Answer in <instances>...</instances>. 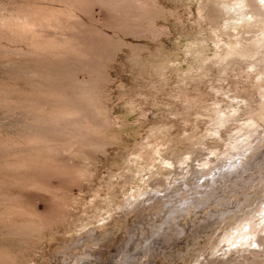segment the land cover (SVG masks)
Segmentation results:
<instances>
[{
  "label": "rangeland",
  "instance_id": "rangeland-1",
  "mask_svg": "<svg viewBox=\"0 0 264 264\" xmlns=\"http://www.w3.org/2000/svg\"><path fill=\"white\" fill-rule=\"evenodd\" d=\"M59 1L0 0V259L6 257L11 264H249L254 257L249 250L230 247L231 243L224 248L230 235L232 240L236 237L234 230H229L232 220H218L214 228L196 231L197 221L207 215L237 207L252 196L264 199V127L252 132L248 146L252 151L247 159L238 158L234 150L224 153L222 144L217 145L212 135L216 129L213 108L231 110L242 95L246 96L236 93L241 81L237 69L232 70L235 66H227L220 74L215 69L208 73L195 71L180 79V72L198 65L186 50L200 43L207 47L204 53L209 56L214 48L209 38L214 25L197 18L196 0H149L157 3L149 19L163 28L149 40L102 33L115 21L95 2L63 26L64 34L59 26H51L59 30L57 34L50 26L36 32L42 35L46 31L38 36L40 42L44 37H52L54 42L61 40V35H71V45L66 49L51 52L53 46L47 49L44 42L45 50L43 46L37 48V37L32 46L33 39L31 42L30 33L27 35L30 31L21 27L22 22L29 13H58L55 9L61 6ZM20 17L25 19L19 22ZM234 21L230 20L232 24ZM17 24L20 25L16 27ZM70 57L89 66L91 72L81 69L75 75L92 81L96 97H90L91 103L84 107L103 121L92 130L75 132L78 140L91 136L94 144L82 142L78 150L68 151L47 147L46 151L45 146L37 145L42 137L39 132L45 136L42 125L48 121L56 97L52 84L55 75L50 73L56 69H52V63ZM161 65L167 71L163 78L158 73ZM182 91L188 96L200 95V107H189L192 109L188 108V112L182 109ZM239 110L236 119L221 130L227 140L239 135V126L247 120L248 115ZM186 138L203 143L191 153L189 164L172 166L161 176L152 174L148 185L141 186L151 188L152 193L159 190L156 195L160 198L163 193L168 196L141 200L130 214H114L112 222L98 232L87 231L99 223L101 207L109 197L113 199L109 207L114 212L116 204L124 203L135 185H140L139 178L145 172L131 173L128 169V160L137 150L145 152L149 142L162 149L176 142L172 155L181 156L186 151ZM244 144L238 148L244 150ZM165 155L172 156L169 151ZM206 158L209 168H202ZM196 169L200 172H194ZM181 208L189 213L166 221L176 218L171 213ZM257 219H245L248 230L256 226ZM256 232L260 233L255 231L254 238ZM257 249L258 264H264L262 248Z\"/></svg>",
  "mask_w": 264,
  "mask_h": 264
},
{
  "label": "bare ground",
  "instance_id": "bare-ground-1",
  "mask_svg": "<svg viewBox=\"0 0 264 264\" xmlns=\"http://www.w3.org/2000/svg\"><path fill=\"white\" fill-rule=\"evenodd\" d=\"M59 2L62 3V4L61 3L59 4L61 5L59 6L60 8L57 7V9H55V11L58 10V13L55 12V14H53L54 12L53 11L51 12L49 10V12L47 13L43 11L45 13L44 14L39 11L43 15L38 16L37 15L38 13L36 14L34 12L35 11L34 9L33 11L35 13V14L33 13L34 15L31 13L28 14V16H32V15L34 16V17H31V19L28 16H26L27 19L24 18L25 22L23 23L22 21L24 20L23 17H25V15H23V17H20L19 22H22L21 27L24 29L26 28V31H30V32H27V35L30 33L29 35L31 37L28 38L27 36V38L30 39L31 42H32L31 39H33V42L31 44L32 46L33 44H36L34 40L37 41L38 39L39 40L38 42H40L41 38H38V36L40 35L41 37L43 35L44 30L41 32L42 35L39 33L40 32L39 30L45 29L49 26L50 27L57 26L56 28H58L59 26V29L62 27L63 29L62 34H64V31L66 29L64 30L63 26L65 25L66 27L67 23H70L72 19L75 18V15L77 14L79 15L81 11L85 9L87 5L93 4L95 2L100 3L106 10H108L113 15V16H110L111 17L110 20H113V22L121 21L119 24L117 23L115 24V22L114 23L112 22L114 25L112 24V27L109 26L110 28H108L105 25L107 30L101 31L104 34H107V35L109 34L111 36L120 35L121 38L125 36L127 37L130 36L132 38H143L144 40L145 39L149 40L150 38L152 39V37H154V35L157 34L158 32H163L162 27L161 28L158 27L155 23H153L152 20L149 19L150 18L149 15L151 14V12L153 11V9L156 7V4H157V3L155 4L154 1L151 2L149 0H63V1L61 0ZM195 2L197 4L196 6L197 16H198L197 18L200 20H203V22L204 20L205 21L208 20L211 24L214 25V27L211 29V32L209 33L210 34L209 38L212 40L214 44V48H213V52L209 56L208 54L206 55L204 53V49H206L207 47L203 48L204 46L200 45V43H197L196 46L193 47L192 49L189 48L191 50H186L187 52L190 53V54L188 53L190 57L192 56V58H195L198 60L197 61L198 65L195 67L192 65L193 68L188 69L187 71H183L182 69L183 72L179 73L180 79L184 80L186 77L193 75L195 71L198 73H200V71L208 73L210 70L215 69V71H217L218 74H220L222 71L226 69L227 66H232V67L235 66V68H232V70L237 69V71L235 72L239 76L240 81H241V84H239L241 86L240 88H238V90H236V93L237 92L244 93L246 96L242 95V100L235 102V105L232 106L231 110L225 111L220 108H213V111H215V114H216V120H215L216 129L214 130L210 129V130H213L212 135H215L217 138V140H215V142H217V145L222 144L224 153H228V151L234 150V151H237V153L235 154L239 156L238 158H241V156H243L242 159L243 158L247 159V157L249 156L248 154H250L252 151V149H249L248 147L250 145L249 138L252 137V132L259 131L261 128L264 127V5H261L259 0H196ZM78 19H81V18H78ZM230 20H235L234 21L235 23L232 24ZM18 25L20 24H17L16 27H18ZM24 29H23V32L20 31V33L22 32L23 35L25 33ZM52 29L54 30V27ZM56 30H54L55 33H56ZM37 31H39L38 32L39 35L36 33ZM54 31H53V34H54ZM57 31L59 32V30ZM16 32L19 33L18 31ZM44 33H46V31ZM31 34L33 35L36 34L37 36H33ZM61 36L63 37L61 40L57 41L54 39L55 40L54 42L57 41L55 45H52L54 43L52 40V37H51V40L47 38L49 41L45 40L46 39L45 37H44L45 39L42 37L44 41L41 40L39 45L38 46L35 45V46L37 48H42L43 46L42 42H44V45L47 47V49H50L51 46L54 47L56 46V44H58V46H56L57 47L56 49L53 47L51 48V52L53 49L56 51L57 49L59 51L60 48L66 49L68 44H70L68 41L71 40L70 39L71 35H69L68 37L67 35L65 36L61 35ZM36 37L37 39H35ZM74 43L76 42L74 41ZM40 44H41V47H40ZM48 53L49 52H47V54ZM58 60L59 59L54 61L55 64L57 63L55 68L53 67V65L55 66V64L52 63V69H56V71H52V69H50L52 72L49 71L51 74H53V76L55 75L52 80L53 81L52 84L54 85V87L53 86L52 87L54 90H56L55 91L56 97L53 96L55 97V99L53 100V103H52L53 109L51 110V114L49 115L48 121H45V124L42 125L45 127V129L43 130L45 131V136H43L44 135L43 133L39 132L40 133L39 135L40 136L42 135V137L38 139L40 140L39 141L40 143L39 144L37 143L38 144L37 146L38 147L45 146L46 151L48 149L47 147H49L51 150L56 147H57V150L59 149V147H62L64 151L66 150L68 151V149H72V148L78 150V145L80 143L83 142L86 145L87 144L92 145L94 144L95 141L93 140L91 136H89V139L83 138V141H81V139L78 140V137L77 135H75V132L76 131L82 132L83 130H86V129L92 130L93 128H96L99 125V123L101 124L103 120H101L102 118L101 119L95 118V116H93V114L89 110H87L89 108L84 107L86 103H91V101H88V100H92L90 99V97H93L92 91H93L94 85L92 86V81L90 79L89 80L79 79L75 75L76 70H81V69H87L88 71L91 72V70H89L90 69L89 66L87 65L88 66L87 67L86 65H83V63L81 62L79 63V61L74 60L71 57L70 59L62 58L60 62ZM168 65H165V66L168 67ZM172 65L173 67L176 66V64L175 65L172 64ZM175 69H179V68L177 67ZM165 71H166L165 67H162V65L160 67L158 66V73L161 78L164 77ZM178 71L179 70H177V72ZM219 77H221V75H219ZM233 77L231 75L230 78H233ZM235 79L237 78L235 77ZM223 80H226V79L223 78ZM227 80H231V79L227 78ZM180 93H182L180 96H181L182 106L184 107V108L182 107V109H186L187 110L186 112L190 111L193 107H198L199 105H201L200 95L199 97L198 96H188V95H185L186 93L183 94V91ZM92 105H94V103ZM189 107H192V108L190 109ZM239 109H242L241 111H244L248 115L247 120L245 122H242L243 124L239 126L238 131H241V133L239 135L235 134L236 136L233 140H231L232 138H229L227 140V138L222 137L221 130L222 129L225 130L227 127V124L230 123V121L236 119V117L240 114ZM236 127H238V125ZM158 130L159 129H157V131ZM159 131L162 132V129ZM163 134L165 133L163 132ZM160 136L159 138L157 137L159 140L162 138V137L160 138ZM165 136L164 138H166ZM182 137L184 138V136ZM172 141L174 143L173 139ZM183 142H186L187 147L185 148L186 151L184 155H181V156H175V154L172 155L175 152L174 146L176 142L173 144L174 145L173 147L165 146V148L163 147L164 149H162V147L160 146L158 147L157 145H153L149 142L148 143L149 148L147 147L145 152L144 150L142 151L141 148H140L141 150L139 151L137 150V153H134L135 155L131 159L129 158L128 160L131 165L128 169L130 170L131 173H134L135 171L139 172V170L145 172V174H143L144 177L141 174L139 178L140 180L138 179L139 180L138 183H140V185H135V190L133 194L128 197H125L124 203L122 202V203L116 204V208L114 212H112L113 210L111 211L109 207V204L112 203L113 199L112 197L108 196L109 198L105 202L106 204L101 207L100 211L102 212L103 210V212L101 214V218L99 219V223L97 224L96 222V225H93L90 228L88 227L87 231L91 233L98 232L100 228H102L103 226L105 227V225L110 224L112 222V218L114 214H116L118 217L123 214H130V212H132L133 210L132 207L136 205L138 202H140L141 200H144V201L152 200L153 196H155L159 190H155L156 193H152L153 190L151 188H141L142 185H148L147 179L152 174L161 176L166 169L172 166H175V165L176 167H180L183 165L187 166L191 160L190 159L191 153L195 151L196 148H198V146L200 147V144L201 145L203 144V143H200L201 142L200 139L194 140V139L186 138V139H183ZM154 143H155V140H154ZM157 143L158 141L156 142V144ZM242 143H245L244 145L241 146V148H244V150H241L238 148V146H240ZM143 145L145 146V144ZM163 150H167V152L169 151L172 156L167 157L165 155L167 152L163 153L164 152ZM46 153L48 154L49 152H46ZM226 157H230V155H226ZM242 159H238V160H242ZM133 165H137V166L134 167ZM208 165H210L209 159L207 161L205 160L204 162H202V168H209ZM194 172H200V169L199 170L196 169V171L194 170ZM131 178L134 179L135 177L131 176ZM182 178L184 177L182 176ZM161 181L162 180H160V183ZM178 184L180 185L181 183H178ZM136 186L138 187L136 188ZM144 196H146L145 199H143ZM166 196H168V193L166 194L163 193L161 198L166 197ZM154 198L159 200L160 197L159 195H156ZM226 211L215 214L214 216L207 215L202 220L197 221L196 231H199V229L201 230V229H206V228H211V227L214 228L215 227L214 223H216V221L218 220H223V219L232 220L231 222H229L231 224L229 230H234L235 232L234 235H236V237H234L235 240H232V235H230V237H228L230 241H228V239L224 241L226 242L224 243V248L227 245H230L231 243L230 247H232L233 245H236V247L239 248V250H242V251L244 249L246 251L249 250L250 255L252 254L254 255V257L249 262V264H258L259 263V259L257 258V253H258L257 248L258 247L262 248L261 253H262V257H264V216L261 215V213H264V199L260 198V195L256 197L252 196L250 198L243 200L242 203L238 205L237 207L231 208ZM188 213L189 212L187 210L182 209V208L179 210H175L171 214L172 215L176 214L175 215L176 218H173V219L167 218L166 221L167 222L174 221L177 218H179L180 215H184ZM254 217L258 218L256 226L248 230V227H246V224L248 223V221L247 223H245L244 221L245 219H253ZM22 224H24V222ZM27 224H28V221H27ZM245 228L247 229V231H245ZM33 230L35 231L34 228ZM173 231L176 232V228H174ZM255 231H258L260 233L258 234L256 232L257 235L254 238L253 236L255 234L254 233ZM252 237L254 238L253 241H252ZM253 242L256 243L255 248L251 247V243ZM247 245L248 247H246ZM82 257L84 258V256ZM6 259H7L6 257L5 259L4 258L0 259V264H11ZM244 263H246V261H244Z\"/></svg>",
  "mask_w": 264,
  "mask_h": 264
},
{
  "label": "snow or ice",
  "instance_id": "snow-or-ice-1",
  "mask_svg": "<svg viewBox=\"0 0 264 264\" xmlns=\"http://www.w3.org/2000/svg\"><path fill=\"white\" fill-rule=\"evenodd\" d=\"M260 4L261 5H264V0H259ZM262 216H264V213H261ZM245 231H247V229L245 228ZM235 246V245H233ZM251 247L255 248L256 247V243H251Z\"/></svg>",
  "mask_w": 264,
  "mask_h": 264
}]
</instances>
